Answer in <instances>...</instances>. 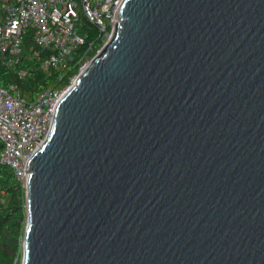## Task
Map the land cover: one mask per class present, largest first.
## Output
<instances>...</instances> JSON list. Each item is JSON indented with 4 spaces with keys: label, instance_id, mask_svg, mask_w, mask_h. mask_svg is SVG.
Masks as SVG:
<instances>
[{
    "label": "water",
    "instance_id": "water-1",
    "mask_svg": "<svg viewBox=\"0 0 264 264\" xmlns=\"http://www.w3.org/2000/svg\"><path fill=\"white\" fill-rule=\"evenodd\" d=\"M55 109L21 264H264V0H123Z\"/></svg>",
    "mask_w": 264,
    "mask_h": 264
},
{
    "label": "built area",
    "instance_id": "built-area-1",
    "mask_svg": "<svg viewBox=\"0 0 264 264\" xmlns=\"http://www.w3.org/2000/svg\"><path fill=\"white\" fill-rule=\"evenodd\" d=\"M123 0H0V59L26 74L23 52L27 34L33 36V60L45 72L78 67L91 61L96 40L105 44L118 21ZM97 29L88 40L83 21ZM48 87L28 102L17 89L0 83V163L9 166L26 187L27 163L47 136L55 107L69 88Z\"/></svg>",
    "mask_w": 264,
    "mask_h": 264
},
{
    "label": "trees",
    "instance_id": "trees-1",
    "mask_svg": "<svg viewBox=\"0 0 264 264\" xmlns=\"http://www.w3.org/2000/svg\"><path fill=\"white\" fill-rule=\"evenodd\" d=\"M82 32L87 33L88 40L96 39L97 29L90 22L83 21ZM103 43L96 40L93 55ZM33 36L27 34L23 52V66L26 74H19L18 67L4 63L0 59V83L9 87L17 86L28 102L35 100L43 88L64 87L71 84L72 77L78 67L70 65L58 71L45 72L33 60ZM25 187L16 177L12 169L0 163V264H21L23 236L27 214L25 203Z\"/></svg>",
    "mask_w": 264,
    "mask_h": 264
}]
</instances>
